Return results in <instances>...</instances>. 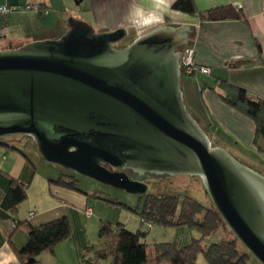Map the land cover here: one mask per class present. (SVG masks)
Listing matches in <instances>:
<instances>
[{
	"label": "water",
	"instance_id": "obj_1",
	"mask_svg": "<svg viewBox=\"0 0 264 264\" xmlns=\"http://www.w3.org/2000/svg\"><path fill=\"white\" fill-rule=\"evenodd\" d=\"M191 33L164 24L121 47L128 28L99 31L70 15L57 38L0 49V138L30 136L47 162L135 194L149 184L128 170L200 175L224 223L264 264V174L213 144L184 101Z\"/></svg>",
	"mask_w": 264,
	"mask_h": 264
},
{
	"label": "crops",
	"instance_id": "obj_2",
	"mask_svg": "<svg viewBox=\"0 0 264 264\" xmlns=\"http://www.w3.org/2000/svg\"><path fill=\"white\" fill-rule=\"evenodd\" d=\"M175 1L90 0L93 18L87 21L99 31L126 27L129 34H133L132 40L164 24L189 25L194 62L209 67L211 73L197 72L195 76L188 74L187 78H182L184 95H189L203 122L213 124L216 132L219 124L227 125L238 135L239 141L254 146L255 122L226 101L223 94L230 92L231 88L222 81L240 87L249 95L264 97V63L248 66L235 63L264 58V0H194L199 11L231 5L242 14L241 18L203 22L199 13L173 9ZM31 2L44 4L41 0L28 3ZM8 4L18 6V0H8ZM258 42L263 43L261 49ZM200 80L205 83L203 86ZM206 83L209 85L205 87ZM29 137L0 138V264H22L17 249L26 243L28 233L24 225L14 226V223L27 221L38 226L62 216H67L72 225L75 222L80 226L79 232L76 234L73 227L71 238L59 242L54 251L41 253L34 264H80L82 250L90 242L87 235L90 217L85 214L86 209L91 208L90 202L86 195L51 181L58 177V172L54 176L49 168H45L37 144ZM11 179L28 185V197L18 205L17 212L3 206ZM37 192L47 206L37 211L31 209L27 214L26 201H31V196ZM191 238L189 232L184 244Z\"/></svg>",
	"mask_w": 264,
	"mask_h": 264
},
{
	"label": "trees",
	"instance_id": "obj_3",
	"mask_svg": "<svg viewBox=\"0 0 264 264\" xmlns=\"http://www.w3.org/2000/svg\"><path fill=\"white\" fill-rule=\"evenodd\" d=\"M39 5L46 7L45 4ZM172 8L189 14L199 13L202 22L242 17V14L231 5L199 11L194 0H176ZM257 45L260 49L263 47L261 42ZM235 63L238 66H248L264 63V58L238 60ZM183 71L181 68V74ZM196 73L189 75L195 76ZM222 84H227L232 91L223 94L226 101L254 120L256 125L254 143L264 155V97L249 95L240 87L228 84L226 80H223ZM208 85L206 83L205 87ZM66 177L72 179L67 180ZM51 181L86 195L90 202L88 193L77 187L73 176L60 174ZM27 197L28 185L11 179L3 199V206L17 212L18 205ZM147 197L144 210L139 213L143 223L147 222L148 226L155 223L166 227H187L199 232V236H193L184 245H179L177 241L156 242L150 245L146 242L147 232L132 231L121 222L117 223V227H113L111 223L102 221L99 237L105 243L88 257L86 254L91 246H85L82 250L83 264H101L102 260L107 264H198V258L202 254L208 264H249V259L253 255L247 250L241 251L237 240L222 238L219 241L207 243L208 237L218 232L224 223L214 205L206 207L191 196L149 194ZM17 225H24L28 233L26 243L17 249L18 258L22 264L36 263L41 253L54 251L59 242L73 235V225L67 216L38 226L27 221L14 223V226Z\"/></svg>",
	"mask_w": 264,
	"mask_h": 264
},
{
	"label": "rangeland",
	"instance_id": "obj_4",
	"mask_svg": "<svg viewBox=\"0 0 264 264\" xmlns=\"http://www.w3.org/2000/svg\"><path fill=\"white\" fill-rule=\"evenodd\" d=\"M29 1L32 0H18V8H13V10L5 16L9 35L7 38L1 40V48L8 47L10 43L14 46H18L34 39H42L46 36H49L48 38H57L66 31L67 20L70 15L75 17L80 16L86 21L89 18H93L90 0H83L81 4H76L75 0H41L46 5V9H42L41 12L37 9L38 2L28 3ZM0 3L6 4L8 3V0H0ZM26 4H32L33 9H23V6ZM132 38L133 34H128L123 41L115 46H125L133 41ZM187 75L188 74L184 73V71L182 72L181 87L183 84L182 78L184 80V78H187ZM203 85L204 83H202V86ZM184 101L189 111L206 131L213 144H218V146L223 147L241 163L264 174V155L259 151L255 144L254 146H250L242 140L239 141V138L237 137L238 135L232 130V128H227V125L225 127L222 124H219V131L216 132L213 124H206L203 122L197 106L194 105L189 95H184ZM26 136L27 135L17 134L6 136V138H26ZM215 136L218 139H216ZM44 162L45 168H49L54 176H56V174H54L56 172H58L57 176L60 174L71 175L75 179L77 187L88 193L93 212L92 215L89 216L90 220L88 222L87 235L90 241L88 246H91V249L88 254H86L87 257L90 256L95 249L102 247L105 243V241L99 237V229L102 221L111 223L113 227H117V223L121 222L132 231H145L147 232L146 242L150 245L156 242L169 241H177L179 245H184L189 232L192 237L199 236V232L187 227H166L155 223L148 226L147 222L143 223L139 213L144 210L148 198L147 196L149 194L157 196H191L200 201L206 207L213 206V201L206 189L204 179L197 174H147L141 176V179L149 184V193L147 195H141L102 183L94 178L82 175L61 165L49 163L46 160ZM66 178L67 180L72 179L71 177ZM29 200L30 199L26 201L27 203L25 207L27 214L31 209L37 211L47 206L38 192L31 196V201ZM73 227L77 234L80 226H77L75 222H73ZM222 238L235 239L237 240L238 248L241 251L247 250L225 223L222 224L218 232L208 237L207 243L216 242ZM80 264H83L82 256ZM101 264H107V262L102 260ZM198 264H208L205 261L203 254L199 256ZM249 264L261 263L254 256H251Z\"/></svg>",
	"mask_w": 264,
	"mask_h": 264
},
{
	"label": "built area",
	"instance_id": "obj_5",
	"mask_svg": "<svg viewBox=\"0 0 264 264\" xmlns=\"http://www.w3.org/2000/svg\"><path fill=\"white\" fill-rule=\"evenodd\" d=\"M13 8L14 9L18 8V6H12L8 3H6V4L0 3V42L2 39L7 38L9 35V29L6 25L5 16L8 15L11 12V10H13ZM23 9H26V10L27 9H33V6H32V4H26L23 6ZM37 9L41 12L42 9H46V7H42L41 5L38 4ZM46 12H47V10H46ZM0 49H3V48H1V46H0ZM193 51H194L193 47L190 44L184 46L181 49L180 67L185 71L186 74H191L193 72H201L204 74H210L211 69L209 67L200 66L194 62ZM92 212H93L92 208L86 209V214L88 216H91ZM30 215H33V212H30Z\"/></svg>",
	"mask_w": 264,
	"mask_h": 264
},
{
	"label": "flooded vegetation",
	"instance_id": "obj_6",
	"mask_svg": "<svg viewBox=\"0 0 264 264\" xmlns=\"http://www.w3.org/2000/svg\"><path fill=\"white\" fill-rule=\"evenodd\" d=\"M128 171H129V173H130L133 177H135V178H141V176H145V175H147V174H145V175H139V174L133 172L132 170H128Z\"/></svg>",
	"mask_w": 264,
	"mask_h": 264
}]
</instances>
